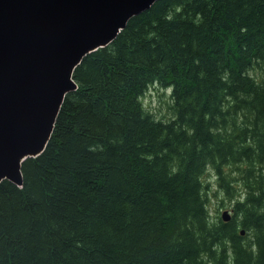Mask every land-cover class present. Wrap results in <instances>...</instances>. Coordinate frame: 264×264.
Segmentation results:
<instances>
[{"label": "trees", "instance_id": "trees-1", "mask_svg": "<svg viewBox=\"0 0 264 264\" xmlns=\"http://www.w3.org/2000/svg\"><path fill=\"white\" fill-rule=\"evenodd\" d=\"M73 78L23 184H0V264H264V0H158ZM153 84L173 117L143 104Z\"/></svg>", "mask_w": 264, "mask_h": 264}, {"label": "water", "instance_id": "water-1", "mask_svg": "<svg viewBox=\"0 0 264 264\" xmlns=\"http://www.w3.org/2000/svg\"><path fill=\"white\" fill-rule=\"evenodd\" d=\"M156 1L0 0V184H23L22 164L45 150L84 57Z\"/></svg>", "mask_w": 264, "mask_h": 264}, {"label": "rangeland", "instance_id": "rangeland-1", "mask_svg": "<svg viewBox=\"0 0 264 264\" xmlns=\"http://www.w3.org/2000/svg\"><path fill=\"white\" fill-rule=\"evenodd\" d=\"M171 88L161 87L159 84H153L149 87L143 97V104L158 118L168 119L173 117ZM205 181L208 183V188L211 196L210 210L216 215H223L224 213L233 214L230 207V202L222 195V190L219 189L216 176L210 169L207 173ZM224 201V203L222 202ZM228 213V214H229Z\"/></svg>", "mask_w": 264, "mask_h": 264}]
</instances>
